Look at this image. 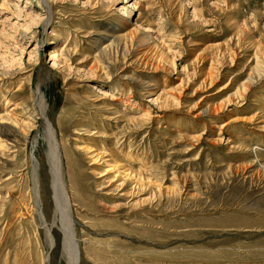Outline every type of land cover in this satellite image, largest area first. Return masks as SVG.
<instances>
[{
    "label": "rangeland",
    "instance_id": "obj_1",
    "mask_svg": "<svg viewBox=\"0 0 264 264\" xmlns=\"http://www.w3.org/2000/svg\"><path fill=\"white\" fill-rule=\"evenodd\" d=\"M5 2L0 264H264V0Z\"/></svg>",
    "mask_w": 264,
    "mask_h": 264
},
{
    "label": "bare ground",
    "instance_id": "obj_2",
    "mask_svg": "<svg viewBox=\"0 0 264 264\" xmlns=\"http://www.w3.org/2000/svg\"><path fill=\"white\" fill-rule=\"evenodd\" d=\"M5 1H7V0H2V1H0V5H2L0 8L2 9H4V7L5 6H7V4H6V2ZM42 1V4H46L45 6H43V9H45L46 10V13L48 14V16L46 17V21L44 22V26H46V25H48L49 23H50V20H51V18H52V6H51V4H49L48 2H47V0H41ZM45 19V18H44ZM120 42V41H119ZM119 42H117V38H114V40H113V46L115 45V44H119ZM128 43V42H127ZM112 47V46H111ZM106 50H108V48H102L101 49V52L102 51H106ZM46 55L47 56H50L51 57V61L53 62V65L51 66V67H47V66H43L42 67V73L43 74H46V73H51L52 71H51V69H53V67L55 66H57V64L59 63L58 62V58H59V56L60 55H58V54H52V53H50V52H48V53H46ZM59 65V64H58ZM43 81V80H42ZM33 96H35V100H36V102H37V105H38V107L36 106L35 107V112H34V114L32 115V119L33 120H36V122L37 123H39L43 128H45L46 130H47V132L49 133L48 135L50 136V134H51V132L49 131V129H50V123L48 122V120H46V115H45V109H44V106H43V104H42V100H43V98H44V94H43V92H42V90H41V88H40V85H38L37 86V89L35 90V92L33 93ZM40 106V107H39ZM52 135V134H51ZM108 137V136H107ZM54 138H53V135L50 137V143H51V150H52V155H53V163H54V175L55 176H57L58 177V183H59V187H60V190H59V192L61 193V195H62V197H63V199H65V195H66V193H65V181H64V174H63V172H62V170H61V167H62V165H61V159L59 158V153H60V149H59V146L56 144V143H58V142H55V139L53 140ZM66 148H67V146H65ZM51 152V151H50ZM68 200V199H67ZM68 202V201H67ZM66 202V203H67ZM68 222H69V220H68ZM71 226V225H70ZM70 231V230H69ZM68 231V232H69ZM67 232V231H66ZM71 233V232H70ZM69 233V234H70ZM67 239V238H66ZM65 239V240H66ZM70 243V242H69ZM69 245V244H68ZM74 245H72V247H73ZM73 248H75V246L73 247ZM73 248H72V250H73ZM73 252H76V249H75V251H73ZM66 253V252H65ZM71 256V255H70ZM77 257H78V255L76 256V254H75V257L73 258L74 259V263L73 264H77Z\"/></svg>",
    "mask_w": 264,
    "mask_h": 264
}]
</instances>
